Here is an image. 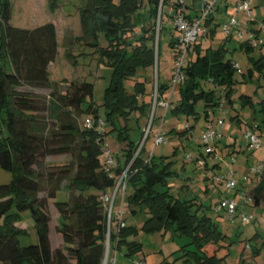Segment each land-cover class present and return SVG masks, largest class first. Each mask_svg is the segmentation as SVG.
<instances>
[{
  "label": "trees",
  "instance_id": "obj_1",
  "mask_svg": "<svg viewBox=\"0 0 264 264\" xmlns=\"http://www.w3.org/2000/svg\"><path fill=\"white\" fill-rule=\"evenodd\" d=\"M57 1L49 0L50 13L58 8ZM80 1L83 3L78 9L81 35L74 43L93 49L98 62L111 70L101 105L105 113V119L101 120L102 132L95 127L86 129L79 123L87 118L95 123L100 120L93 100L94 85L50 80L49 66L59 49L55 25L49 22L32 30L13 27L9 0H0V169L12 175L10 184L0 185V264H102L107 211L101 198L114 188L130 162L131 176L127 184L131 193L126 203L132 215L144 211L148 218L139 230L125 226L118 234L110 233L111 248L118 252L124 247L126 256L134 257L141 252V245L128 242L130 236H137L140 231L170 233L189 240L176 253L177 259L185 264H224V259L216 254L227 238L207 215L198 216L202 208L193 209L191 201L182 202L167 190L156 189L157 186L167 188V180L173 175L169 158L156 161L151 156L145 163L140 159L141 150L134 158L137 146L128 136L129 122L134 120L131 115L137 114L136 120L145 117L152 107V103L140 100L146 96L149 82L144 75L140 82L137 73L154 66L161 33L169 30L163 24L170 19L175 31V16L181 15L193 23L201 13L194 20L187 19L183 11L185 0L182 5L172 0V15L162 12L169 0ZM210 12L201 22L204 33L188 49L180 101L172 109L176 115L197 118V105L202 103L204 119H207L208 111L214 113L222 98L229 101L233 93L235 62L229 58L232 51L227 44L234 37H225L224 43L216 48L197 43L202 34L214 37L217 25L207 34L205 30ZM260 29H264V20ZM250 31L249 34L259 36V30ZM234 40L246 54L254 50L250 43ZM175 41L170 44L173 63ZM192 53H195L194 61L189 59ZM252 65L253 68L242 74L244 79L250 80L253 72L264 74L263 56L252 60ZM126 80L133 81L132 92L126 91ZM156 88L160 98L166 87L156 83ZM38 90L49 94L35 93ZM153 91L152 88V94ZM217 92H223L224 96H218ZM240 100L244 106L251 103L246 96ZM261 108L264 117V101ZM46 112L48 116L38 115ZM111 134L127 146L124 166L115 163L113 168H108L105 164L103 144ZM54 156H69L70 160L46 162V158ZM63 182L66 185L62 186ZM61 189L70 193L67 203L54 202ZM42 192L46 196L39 198ZM50 203L59 217L55 232L60 246L56 249L51 248L49 240L50 218L46 209ZM24 213L32 220L36 245L22 247L19 243L18 237L25 232L16 230L13 222L20 220L19 216Z\"/></svg>",
  "mask_w": 264,
  "mask_h": 264
},
{
  "label": "crops",
  "instance_id": "obj_2",
  "mask_svg": "<svg viewBox=\"0 0 264 264\" xmlns=\"http://www.w3.org/2000/svg\"><path fill=\"white\" fill-rule=\"evenodd\" d=\"M237 1L238 0L215 1L209 15V22H208L209 26L208 28L207 27L205 28L206 34L210 30V28L214 27V25L220 27L223 23L227 22L231 17H235L241 23L246 21L245 27L242 26L244 35H246L248 32H251L250 31L251 29L254 31L259 30L258 32L259 36H264V29H260L262 21L264 20V0H252L254 2V5H252L251 7L252 8L251 19H248L246 16H243V14L242 15L238 14L235 16V5ZM204 3L205 0H185L183 11L186 18L189 20H194V18H196V16H198L201 13V8ZM171 5H172V0H169V4L165 5L162 9L163 14L165 13H168L170 15L174 14V10L171 7ZM249 21L252 22V25H249L250 24ZM168 22L170 23V19L168 20ZM50 23H53V20L50 21ZM167 26L168 24H166V28L168 29ZM166 34H169L170 36V40H169V47H170V44L175 41L176 32L171 28L167 30ZM67 35L66 36L64 35L65 37L63 40L64 41L63 44L67 42L66 48L68 49V47L75 44L74 39L79 37L81 34L79 36H74L71 33L70 36V33H67ZM216 35L217 32H215L214 37L211 39L209 38V35L204 36V34H202L199 36L197 43H200L203 47V41L206 40L207 44L204 47L211 46L213 48H216L217 46L224 43V40H216L215 38ZM215 41H217L218 43L216 44V46H213L212 43ZM230 44L233 45V49L230 50L232 51V53L236 51H240L247 56V67L245 72L253 68L252 60L253 61L257 60L261 56L264 57V52H260V51L255 52V50H253L249 54H246L243 50L239 48L240 44L236 42L234 38L231 39V41L229 42V44H227V46ZM64 52L68 53L66 51ZM195 58H196L195 53H192L189 57V59H191L192 61H194ZM172 69H173V64H172ZM263 78H264V74L253 72L250 80L243 78L242 81L241 79L237 78V75L235 74L234 75L235 84L233 86V93L230 96L229 101L224 99L223 92H217L218 96L223 97L221 101V105L219 109H217L214 113L208 111V118L204 119V127H203L204 130L205 126L209 123L211 124L213 123L214 125H216L219 120L224 121V127L222 129H216L220 135L216 143H217V151L221 159L212 160L209 158V156L203 154V152L201 151L200 141H197V145H195L192 142L191 135L189 133L185 134V130H183L182 125H184L185 123V124H189V130L191 132L192 129L194 128V124L192 122L197 121L199 119V116L195 118V117H186L183 116L182 114L176 115L172 113V109L175 106H177L180 101V87L170 95L169 82L171 78H168L166 80L165 77L164 78L162 77L161 81H159V69H158L156 72V83H159L161 86L166 87V90L163 92L160 99L161 100L169 99L171 107H169V109L166 111L161 107L155 108L151 122L152 125L150 128V132L148 134L147 140H145L142 147L140 148L141 150L140 159L145 163H147L150 160L151 156H153L156 161L160 158H169V161L172 163L170 170L173 175L167 180V188H161L160 186H157L156 189L158 191L167 190L171 196L182 202L191 201V203L194 205L193 209L201 207L202 210L199 212L198 216H203L204 214L207 215V217L211 219L212 223L218 228V230L221 233H223V235L226 236L227 242L219 245L220 247L219 250H217V254H216L218 258L224 259V264H228L227 263L229 256L228 252L229 249L235 244V242L233 241L234 238H233V232L230 230L231 228H229L225 224L223 226H220L221 224L219 225L218 222L217 224L214 220V214L211 211L212 206L218 203L223 196L222 187L218 182L214 180V177L227 174V171L230 167V169L233 171V175L236 180V186L234 191L231 194L227 193V195L230 198H236L237 193L243 192L247 194L251 198L249 205H247L249 206L248 213L253 216L254 218L253 221H255L256 222L255 224H258V226L260 225V222H264V188H263L264 181H262L261 178L259 177L260 174L264 175V169L261 171L259 175H252L249 173L250 167L255 166L257 163H262L264 166V147L255 152L248 151L247 149L248 139L245 137V133L248 128L255 129L260 134L264 133V124H262L264 117L261 113V109H262L261 104L264 101V96L261 95V93H263V90L260 89L261 86L258 85L259 81H261V79ZM255 79L258 80L257 81L258 84L255 85L256 87L253 90L254 92H247L248 91L247 87L250 86L249 89H252V86L255 83ZM80 81L82 80H79V82ZM139 81L143 82L142 79L141 80L139 79ZM245 81H247L248 83L245 85V87H241L240 84ZM151 90L152 89H150L149 91L146 86V96L141 97L140 100L145 101L147 103H152ZM241 96H246L250 98L251 103L244 106L242 104V100H240ZM198 105L202 106V103H199ZM211 115L213 116L212 119H211ZM137 116H138L137 114H132L131 118L136 120ZM150 116H151V108L148 109L147 116L138 118L136 121L132 120L129 122V128L131 129V132H129L128 136L129 139L133 142L134 146H137V149L141 145L140 142L142 140V130L146 127V125H148L147 122ZM159 129L160 132L167 139H169V143L172 145L171 146L172 152L169 155H165V154L162 155L160 153L157 156H155V154L150 153V149L154 146L153 144L154 134ZM135 133L138 135V137L133 139L132 135H135ZM115 134H111L106 137V140L103 144V149L104 148L110 149L111 146L113 147V145H115L116 150H112L113 161L117 165L124 166L127 146L125 143L118 141ZM149 138H150V144L147 145L148 147H146L145 144L147 143ZM187 144H190L189 145L190 151H192V153H189L188 155L186 154V156H189V159H187L185 156L179 161L176 160V158L179 157L178 155L179 151L181 150L184 151ZM230 156H236V158L238 159V160L236 159V161L238 162L237 167L235 166V164L237 163L236 161L232 163L234 164L233 166L228 163ZM201 160L204 162V166H201L199 164V161ZM170 190H176L175 192H177V194L176 195L172 194ZM108 193L114 195L113 211L118 212L120 211V209H122L123 212L122 219L125 223V226L134 227L139 230L142 224L147 220L148 216L146 213H144V211L138 212L136 215H132L130 213V209L128 208L126 203L127 201L126 198L131 193L130 184H127L124 194L121 189H119L116 192H114V190L111 189ZM207 208H209V210H207ZM245 208L246 207H244V205L242 206L239 203V211L244 212L246 210ZM223 214H221V216L219 215V218L226 220L225 219L226 216L225 214L224 215ZM237 214L238 213H236V215ZM112 225L113 226L116 225L115 219L112 221ZM220 227L221 228L225 227L224 231L220 230ZM139 233H143V232L140 231ZM263 233H264V228L262 229L259 226V228L256 229L255 235L253 237L255 240L254 246L250 245L251 246L250 252H246L245 245L243 246L242 252L239 255L238 264H246L245 259H247V253L251 256V259H254L255 257L260 255L264 256V237L262 235ZM155 234L161 236L160 237L161 244L165 242L166 237L168 235L172 237V239H168V241L170 240L173 241V238L174 241L181 239L178 236L172 235L170 233H166L163 235L160 233H154L153 235ZM147 235H151V234H147ZM127 241L128 242L135 241L141 245V243L137 241V236H130L127 239ZM187 243H189V240H187L185 244ZM183 245H181L180 248ZM163 248H160V250L155 253V254H159L162 257V260L159 262V264H172V262L170 263L169 261L170 257L172 255L173 256L175 255L174 257L177 259L178 254L176 253L180 250V248L177 251H174L170 256H166L167 252H165ZM189 249L191 250L193 248L190 247ZM119 253H121L123 256L122 258L126 260L124 261L125 264H134L135 261H141L142 264H157L156 262L157 259L154 255L146 256L148 254H145L143 252L142 245H141V252L134 257H127L126 249L124 247L115 253V257ZM254 253H256V255H254ZM111 254H114V252L112 251ZM181 261L184 263L183 260ZM186 264H191V263H186Z\"/></svg>",
  "mask_w": 264,
  "mask_h": 264
},
{
  "label": "rangeland",
  "instance_id": "obj_3",
  "mask_svg": "<svg viewBox=\"0 0 264 264\" xmlns=\"http://www.w3.org/2000/svg\"><path fill=\"white\" fill-rule=\"evenodd\" d=\"M146 1V0H144ZM48 2L49 0H9V3L11 5V20H10V25L16 28L20 29H25V30H32L38 27H41L50 21L53 20V23L58 31L57 33V39H58V44H59V49L57 56L53 63L50 64L49 66V75H50V80L53 82H60L62 80L66 81H74V82H79V80H82L83 82L90 83L94 85V95H93V100L95 101L97 108H98V114L100 117V120L105 119V113H104V108L101 106L103 104V98L105 94V89L109 84L110 76H111V70L107 68L104 64H101L98 62V57L94 53V50L83 45L82 43H75L74 45L66 48V43L63 44L64 37L67 35V33H71L74 36H79L81 34V26H80V21H79V14H78V9L82 6V2L80 0H58L57 5L58 8L55 9L54 13L51 14L49 13L48 9ZM249 4L252 7L254 5V2L252 0H249ZM46 13V14H45ZM235 11V16L238 15ZM242 15V14H241ZM244 16V15H243ZM165 22L167 21L164 19ZM246 21L242 22V26L245 27ZM158 24V23H157ZM168 28H172V23L168 22ZM166 24H163V27H165ZM171 27V28H170ZM158 30V29H156ZM217 35L215 36L216 40H225V35L221 32L220 27H217ZM65 35V36H64ZM68 36V35H67ZM169 40L170 36L169 34H166L165 31H162L161 36H160V42H159V48H158V53L157 54V59L155 60V64L153 68H149L148 70L146 69L145 71H138L137 73V79L140 77L143 79V75L146 77L147 82V89L150 91V89H155L156 87V72L159 69V81H161L162 77L167 80L168 78H171L172 75V64H173V49L169 47ZM218 42L215 41L213 42V46H216ZM207 41H203V47L206 46ZM65 48V50H64ZM156 48V51H157ZM229 50L233 49V45L230 44L227 46ZM255 52H259V48L254 49ZM70 53V55L67 57L66 53ZM229 58L233 60L240 69L246 70L247 67V56L240 52L236 51L232 54H229ZM237 78L241 79L243 81V76L239 73H236ZM258 80L255 79V83L252 86V89H249L247 87L248 91L247 92H254L253 90L255 89V85L258 84ZM248 82H242L240 84L241 87H245V85ZM261 86L260 89L263 90V93H261L262 96H264V78L259 81V84ZM124 87L126 91L132 92L133 88V81L126 80L124 82ZM254 87V88H253ZM61 90H66V88H61ZM152 91V90H151ZM242 91V90H241ZM35 93H39L40 95H47L49 94V91L46 90H38ZM253 94V93H252ZM153 99V98H152ZM153 105V102H152ZM198 112H199V119L197 121L192 122L194 124V128L192 129L189 134L191 135L192 142L197 145V141H200L201 135L203 133V127H204V113L202 110L201 105H198ZM217 114V113H216ZM39 116H48V113H40L38 114ZM213 116L211 115V119ZM150 119V117H149ZM223 121V120H219ZM79 123L82 124L83 120H79ZM224 123V121H223ZM149 124V120L147 122ZM192 124V125H193ZM213 124V123H212ZM185 125V123H184ZM189 127V124H186ZM214 125V124H213ZM183 126V125H182ZM148 125L142 130L143 134L144 131L147 129ZM216 129H219L217 124L214 125ZM251 131L250 128L246 130ZM134 134V133H132ZM133 139L137 138L138 135L135 133V135H132ZM164 142L156 147H152L150 149V153L155 154L157 156L158 154L162 155H169L171 154V144L169 143V139H167L164 136ZM115 142V141H114ZM143 142V137L140 143ZM116 143V142H115ZM150 144V138L148 139L147 143L145 144L146 147L147 145ZM190 144H187L186 148L184 151H179L178 155L179 157L176 158V160H180L188 155L189 153H192L190 151ZM116 150V146L113 145V147H110V151ZM193 150V149H192ZM201 151L203 154L206 155L205 149L201 146ZM187 159H189V156H186ZM210 159H221L219 156V153L217 151V143H216V156H209ZM236 156H230L228 163L231 164L232 166V160L234 162L236 161ZM70 157L69 156H54V157H48L46 158L47 163H61V162H66L69 161ZM238 160V159H237ZM237 162V161H236ZM235 166H238V162L235 164ZM176 169V168H174ZM228 172V171H227ZM262 181H264V175L260 174L259 176ZM234 178V177H233ZM235 180V178H234ZM12 181V175L9 172L3 171L0 169V185H8ZM236 181V180H235ZM66 185L65 182H63L62 186ZM263 186V185H262ZM222 191H223V196L222 199L227 197L231 200H235L237 205H238V210H237V215L235 217L234 222H231L228 219V215L226 212L221 211L219 214H215L213 212V208L215 205L212 206V213L214 214V220L215 222L219 223L220 226H223L224 224L227 225L230 230L233 232V238L235 244L229 249V256H228V264H238L239 262V255L242 252V248L245 245V251L250 252L251 251V246H254V235L256 232V229L259 228H264V222H260V225L255 224L256 222L253 221L254 218L251 214L248 213V207L249 206H244L246 207L245 211H239V203L243 206V202L241 199V195H244L245 193H237L236 198H230L227 193H232L233 191H225L224 187L221 185ZM264 188V186H263ZM176 190H170L172 194H177L175 192ZM174 195V196H175ZM247 198H250L247 194H245ZM46 196V193H40L38 195L39 198H44ZM235 197V196H234ZM70 198V193L67 189H61L58 191L55 201L57 203H67ZM251 200V198H250ZM46 209V213L48 214L50 218V224H49V240L51 243V248L56 249L58 246H60V239L56 235L55 228L59 225V217L56 213L55 208L52 206L50 203ZM225 214L226 220L219 218V215ZM223 214V215H224ZM247 215L250 217V222L248 224H242L240 222V216L241 215ZM217 215V216H216ZM213 216V215H211ZM19 217L20 220H16V222H13V227L16 230H20L22 232H25V234L20 235L18 237L19 243L22 247L30 246V245H36L37 244V236L35 229L33 227L32 220L29 216L28 213H24L20 215ZM217 223V224H218ZM225 227L221 228L220 230L224 231ZM264 237V233L262 234ZM161 236L155 234L147 235L144 233H139L137 235V241L141 243L143 252L145 254H148L146 256H151L154 255L157 259V264L162 260V257L159 254H155L160 250V248H163V250L166 253V256H170L174 251H177L181 245L185 244L187 242V238H181L179 240H175L173 238V241H168V239H172L169 235L166 237V240L163 244L160 242ZM246 245H249L250 249H246ZM163 246V247H162ZM113 255V254H112ZM175 256V255H174ZM173 255L171 257H174ZM122 254L119 253L115 258L113 256H110V258H114V264H125ZM170 257V263L172 264H184L180 259L171 258ZM246 264H264V256H257L254 259H251V256L247 253V259H245Z\"/></svg>",
  "mask_w": 264,
  "mask_h": 264
},
{
  "label": "built area",
  "instance_id": "obj_4",
  "mask_svg": "<svg viewBox=\"0 0 264 264\" xmlns=\"http://www.w3.org/2000/svg\"><path fill=\"white\" fill-rule=\"evenodd\" d=\"M175 3L183 4V0H173ZM216 0H205V3L202 5L201 8V15L200 18L193 23H188L181 15L175 16L173 20V28L177 32V40L175 41V50H174V63L172 69V75L169 82V91L170 95L178 89L185 79L184 69L187 64V53L190 45L196 41L197 36L200 33H204V30L201 27L202 20L209 14L213 5ZM235 11L239 14H243L248 19L252 18V8L247 0H238L235 5ZM221 32L225 35V37L233 36L237 41H245L250 43V46L255 49L259 48L260 52H264V36H255L252 34L247 33L244 35L243 28L241 22L236 19L235 17H231L226 23L221 26ZM233 69L236 73L243 74L244 71L238 67L236 63H233ZM153 105L151 107V116L149 119V124L147 129L144 131L143 134V142L135 152L134 158L138 155L140 148L142 147L143 143L145 142L151 128V122L154 114V110L156 107H161L165 111L171 107L169 99L161 100L157 93V88L155 87L153 94ZM83 125L86 129H91L95 127L98 132L103 131V122L98 120L96 123L93 119L87 118L83 121ZM217 126L219 129L224 127L223 121H218ZM183 130L186 132L189 131L188 125H183ZM220 137L219 133L217 132L214 125L211 123L207 124L203 130V133L200 138V145L205 149V153L208 156H216V142L217 139ZM245 137L248 139L247 149L250 152H255L260 150L264 147V133L260 134L255 129H251V131H247L245 133ZM164 135L160 132V129L154 134L153 137V144L154 146L162 144L164 141ZM103 156L105 158V164L108 168H113L115 163L113 161L112 152L110 149H103ZM130 162L121 172L119 175L115 185H114V192L118 191L119 189L122 190L123 194L125 193V189L128 183V180L131 176V166ZM234 163V160H232ZM201 166H204V162L201 160L199 161ZM264 169L262 163H257L255 166L250 167L249 173L252 175H259L261 171ZM233 171L228 169L227 174L215 176L214 180L222 185L225 191H233L236 186V181L234 180ZM244 206L249 205L250 198L247 196L241 195L240 196ZM113 198L114 195L112 194H105L101 200L105 204L106 211H107V235L105 239V254L103 258L102 264H114L115 253L111 248L110 243V233L118 234V232L125 227V223L122 219V209L118 212L113 211ZM238 210V205L235 200H231L229 198H223L218 203L215 204L213 208V212L215 214H219L221 211L226 212L228 215V219L231 222H234L236 213ZM115 219L116 225H112V221ZM250 217L243 214L240 216V222L242 224H248L250 222ZM246 249H250L249 245H246ZM114 252L112 255L111 252ZM113 256L114 258H110ZM134 264H142L141 261H135Z\"/></svg>",
  "mask_w": 264,
  "mask_h": 264
}]
</instances>
